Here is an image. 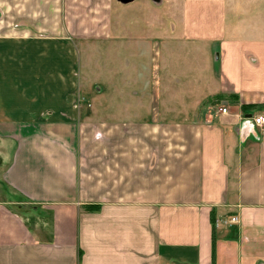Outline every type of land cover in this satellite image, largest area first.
<instances>
[{
    "label": "crops",
    "instance_id": "crops-1",
    "mask_svg": "<svg viewBox=\"0 0 264 264\" xmlns=\"http://www.w3.org/2000/svg\"><path fill=\"white\" fill-rule=\"evenodd\" d=\"M249 3L0 0V264H264Z\"/></svg>",
    "mask_w": 264,
    "mask_h": 264
},
{
    "label": "rangeland",
    "instance_id": "rangeland-1",
    "mask_svg": "<svg viewBox=\"0 0 264 264\" xmlns=\"http://www.w3.org/2000/svg\"><path fill=\"white\" fill-rule=\"evenodd\" d=\"M237 1H241V0H237ZM248 1H250V8H256V6H257V4H259V2L260 1H262V0H248ZM160 1H158L157 3H159ZM167 6H163V7H159L158 8V14L159 15H163V16H166V13H165V8H166ZM170 15L172 16V15H175V16H179V11H180V4H178V2L176 1L175 3H174V5H172V7H170ZM244 10V9H243ZM169 19H172V17H169V16H167ZM165 19H167V18H165ZM169 19H167V20H165L166 21V23H169L170 22V20ZM176 19V18H175ZM231 20V22H234V19L233 18H231L230 19ZM242 22L244 23V22H246V20H242ZM163 24V23H162ZM160 27V26H159ZM179 30V27L178 28H176L175 27V31H178ZM154 41H157V42H159V43H161L163 40H164V38L162 37V35H161V33H159V35L158 36H156V37H154V39H153Z\"/></svg>",
    "mask_w": 264,
    "mask_h": 264
},
{
    "label": "built area",
    "instance_id": "built-area-1",
    "mask_svg": "<svg viewBox=\"0 0 264 264\" xmlns=\"http://www.w3.org/2000/svg\"><path fill=\"white\" fill-rule=\"evenodd\" d=\"M220 111L223 114H227L228 113V109L227 108H221ZM254 123L256 124V126H258L259 128H261L264 131V116L260 115V116H255L253 118ZM226 224H235L238 222V218L237 217H231L229 219H227L226 221H224Z\"/></svg>",
    "mask_w": 264,
    "mask_h": 264
},
{
    "label": "trees",
    "instance_id": "trees-1",
    "mask_svg": "<svg viewBox=\"0 0 264 264\" xmlns=\"http://www.w3.org/2000/svg\"><path fill=\"white\" fill-rule=\"evenodd\" d=\"M99 209H100V206L97 205V206H89L87 210L88 211H98Z\"/></svg>",
    "mask_w": 264,
    "mask_h": 264
},
{
    "label": "water",
    "instance_id": "water-1",
    "mask_svg": "<svg viewBox=\"0 0 264 264\" xmlns=\"http://www.w3.org/2000/svg\"><path fill=\"white\" fill-rule=\"evenodd\" d=\"M121 1H124V2H129V1H132V0H121Z\"/></svg>",
    "mask_w": 264,
    "mask_h": 264
}]
</instances>
